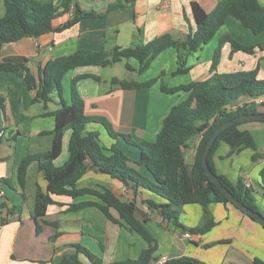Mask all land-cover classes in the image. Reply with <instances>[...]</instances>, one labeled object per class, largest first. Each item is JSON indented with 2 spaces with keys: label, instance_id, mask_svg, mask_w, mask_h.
Returning a JSON list of instances; mask_svg holds the SVG:
<instances>
[{
  "label": "crops",
  "instance_id": "1",
  "mask_svg": "<svg viewBox=\"0 0 264 264\" xmlns=\"http://www.w3.org/2000/svg\"><path fill=\"white\" fill-rule=\"evenodd\" d=\"M44 4L57 3L61 0H39ZM115 0H78L85 10H92L102 17L82 20L71 28L56 33H48L39 38H24L0 47V64H25L36 78L41 68L57 57L71 55L79 50L111 51L115 47L135 48L151 42L165 34L177 41H185L190 33L197 29L198 22L212 12L223 0H138L123 10L106 13L109 4ZM264 6V0H258ZM4 0H0V14H4ZM73 17V11L65 13L54 21L59 27ZM229 35L237 42L256 47L252 55L244 52L232 54L231 43H225L222 49L218 73L252 71L259 66L258 79H264V33L254 34L234 17H228L217 31L214 38L197 54L184 53L186 65L190 71L174 75L179 67L178 50L174 47L164 50L143 74L127 68V79L117 76H104L106 69L119 70V63L110 67L87 66L67 72L62 79L64 97L71 101V81L83 74L99 76L101 81L85 79L79 82L80 95L85 101L86 115L106 117L116 131L130 134L135 141L156 139L162 129L165 116L173 108L169 93L162 91V84L168 88L200 82L211 76V65L215 50L223 36ZM121 63V62H120ZM138 67V62H128ZM163 74V75H162ZM163 76V77H160ZM159 78L151 87L139 90H124L123 81L148 82ZM38 85V83H37ZM69 88V93L67 89ZM181 98L188 96V93ZM36 89L31 90L25 80V73L0 72V130L5 137L0 140V264H56L66 255L75 253L74 246L88 249L95 257L109 264L127 259H139L148 243L126 223L121 226L109 220L96 207H88L78 212H70L74 203L97 199L84 196L73 199L69 196H51L47 215L39 220L42 232L37 234L34 209L36 192L40 187L47 190V181L33 163L26 173L24 187L18 180V169L24 158L29 155L44 153L52 148L53 136L47 133L55 128L53 116L47 111L59 108L57 98L48 104L33 103ZM156 103L167 104L161 108L149 107ZM263 103L264 97L254 100L243 99L239 103ZM153 104V103H152ZM155 104V102H154ZM238 103H233L235 107ZM154 111L158 116L154 115ZM264 113V107L260 108ZM153 117H156L154 121ZM155 123V124H153ZM253 136L257 150L247 149L231 154L230 147L221 143L214 156V167L218 174L236 183L239 178L246 179L259 190L260 171L264 167V122L248 121L240 126ZM88 131H98L100 142L109 148L113 144L124 147L133 159H138V150L124 146V142L109 137L100 124L88 125ZM70 132L64 137L63 152L55 161L62 166L69 158L68 145ZM201 135L192 137L185 152L186 164L191 167L201 141ZM255 153L260 154L253 160ZM146 174V171L142 169ZM104 185L111 188L124 201H135L139 209L137 218L145 222L147 228L158 242L157 262L193 258L205 264H255L264 263V228L258 222L232 205L214 203L210 212L216 225L203 235L186 236L172 221H166L156 211H150L143 200L153 198L149 193L137 195L132 189L123 187L109 176L95 171L87 173L78 187L98 188ZM257 205L264 215V199L257 195ZM115 218H119L112 210ZM204 210L199 204L186 205L180 214V222L187 227L202 224ZM48 223V224H47ZM80 259L86 262L83 255ZM51 261V262H50Z\"/></svg>",
  "mask_w": 264,
  "mask_h": 264
},
{
  "label": "trees",
  "instance_id": "2",
  "mask_svg": "<svg viewBox=\"0 0 264 264\" xmlns=\"http://www.w3.org/2000/svg\"><path fill=\"white\" fill-rule=\"evenodd\" d=\"M137 1L115 0L109 4L106 13L126 9ZM4 7V14H0V47L24 38H39L48 33L62 32L84 19L104 16V14L83 9L78 0H61L59 4H44L39 0H4ZM70 10L73 11V17L65 24L55 26L54 21ZM228 17L238 19L254 34L264 33V6L258 0H223L212 12L205 14L198 22L196 31L190 33L183 42L175 40L171 34H165L135 48L115 47L111 51L79 50L71 55L60 56L49 61L40 69L37 78L31 74L25 64H0V72L22 71L25 73L28 87L31 90L36 89L33 103H43L45 110H48V104L55 101L56 95L59 106L57 110L45 113L55 119L54 130L47 133L53 136L51 150L27 156L18 169V180L22 187L25 184L28 168L33 163L38 164L39 172L47 181V190L43 191L39 187L36 192L34 219L37 234L42 232L39 220L47 215L51 196H69L74 200L79 197L93 196L97 201L85 200L74 203L69 211L78 212L88 207H96L109 220L121 226H124L123 222L129 225L132 231L148 243V247L143 250L139 259H127L109 264H156L158 242L146 226L148 217L144 216L143 221L138 219L137 203L124 201L109 187L100 185L98 188H79L78 182L90 171L109 176L123 187L132 189L136 195L140 192L149 193L153 198L144 199L143 204L150 211H156L164 220L172 221L177 228L192 235H203L216 225L209 209L214 203L230 204L264 228L263 224L235 206L210 180L203 168V155L212 134L228 121L245 115L262 114L260 108L264 107V102L262 104L239 103L243 99L254 100L264 97V79H258L259 66L252 71L217 72L223 46L225 43H231L232 54L241 51L252 55L256 47L262 49L263 45L247 46L229 35L223 36L215 50L210 69L211 76L208 79L174 88H168L162 84L163 92L173 94L184 91L188 93V97L174 106L165 116L162 129L154 142L135 141L130 134L116 131L106 117L86 115L85 101L80 95L78 84L90 78L101 81L99 76L83 74L73 78L70 86V103L67 102L63 93L62 79L71 70L87 66L106 68L122 62L123 59H135L138 67L128 63L127 69L143 74L160 53L171 47L176 48L179 53V67L174 75L188 73L191 68L186 65L184 53L190 55L199 53L214 38ZM158 81L159 78L143 83L123 81L121 88L139 90L151 87ZM233 103L238 104L232 107ZM90 124L102 125L110 138L121 139L124 146L138 150L139 158L137 160L131 158L124 147L116 143L109 148L102 145L100 133L88 131ZM242 124L244 122L230 127L218 137L209 154L208 163L234 197L246 207L261 213L257 205V195L264 199V167L260 171L259 190L253 186H247L241 178L236 183L231 182L227 177L217 174L214 167V155L221 143L230 147L231 154L247 149L257 150L250 132L240 129ZM67 132L71 133L68 145L69 158L62 166H56L55 161L63 152L64 137ZM198 135L202 136L201 141L194 163L188 167L185 152L190 139ZM259 157L260 154L255 153L253 160ZM142 169L146 171V174L142 172ZM7 181L0 180L1 183H7ZM192 204L202 206L204 217L201 225L190 228L183 225L179 219L182 209ZM112 210L118 213L119 218L114 217ZM6 223L7 220H2L0 226ZM74 248V254L66 255L56 264H104L88 249L79 245ZM80 255L85 257L86 262L80 259ZM176 262L205 264L187 257L169 260L164 264ZM255 264L264 263L257 260Z\"/></svg>",
  "mask_w": 264,
  "mask_h": 264
},
{
  "label": "water",
  "instance_id": "3",
  "mask_svg": "<svg viewBox=\"0 0 264 264\" xmlns=\"http://www.w3.org/2000/svg\"><path fill=\"white\" fill-rule=\"evenodd\" d=\"M248 121H264V113L262 114H253V115H245L238 117L234 120L228 121L224 123L222 126H220L211 136L209 139L206 149L203 155V168L205 170L206 175L210 178V180L229 198V200L238 208L255 218L257 221H259L261 224L264 225V215L260 212L254 211L248 207H246L241 201H239L234 195L222 184L218 176L212 171V169L209 166L208 158L209 154L217 141L218 137L227 129H229L232 126L238 125L243 122ZM172 264H194L190 262H176Z\"/></svg>",
  "mask_w": 264,
  "mask_h": 264
},
{
  "label": "rangeland",
  "instance_id": "4",
  "mask_svg": "<svg viewBox=\"0 0 264 264\" xmlns=\"http://www.w3.org/2000/svg\"><path fill=\"white\" fill-rule=\"evenodd\" d=\"M128 62L131 63V62H137V61L135 59H123V61L121 63H119V68H120L119 70H116V69H112V70L111 69H106L103 72V75L104 76H110V75L117 76L121 80L127 79L128 74L130 75V72H128L127 69H126L127 68L126 66H127ZM67 91L69 93V88L67 89ZM182 94H184V93H180V94L179 93H173V94L169 95L168 96L169 97V101H167V103H173L174 106L179 105L184 99H186L188 97V96H186L184 98H181V95ZM154 99H155V101L154 100L152 101L153 104L150 103V105H149V107L151 109H153V106L154 107H157L158 106L159 108H161L162 106H164L165 104H167L166 101H164L162 104L156 103V101H158V100H157V98H154ZM154 102H155V104H154ZM154 115L155 116H158L156 111H154ZM153 118H154L153 120L155 121L156 120V117H153ZM153 124H155V123H153ZM155 140L156 139H154L152 142H154Z\"/></svg>",
  "mask_w": 264,
  "mask_h": 264
},
{
  "label": "built area",
  "instance_id": "5",
  "mask_svg": "<svg viewBox=\"0 0 264 264\" xmlns=\"http://www.w3.org/2000/svg\"><path fill=\"white\" fill-rule=\"evenodd\" d=\"M4 137H5V131L4 130H0V140L3 139ZM244 182L246 183L247 186H249V187L252 186L250 184L249 180L246 179ZM186 236L189 237V238H192L193 235L190 234V233H186ZM165 262H167V260H166V258H163V261L159 262V263L157 262V264H164Z\"/></svg>",
  "mask_w": 264,
  "mask_h": 264
}]
</instances>
